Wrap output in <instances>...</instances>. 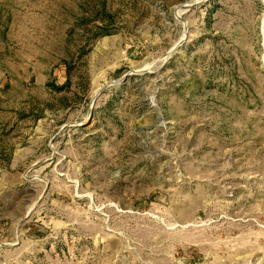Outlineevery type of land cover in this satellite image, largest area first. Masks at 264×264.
<instances>
[{
	"label": "rangeland",
	"instance_id": "1",
	"mask_svg": "<svg viewBox=\"0 0 264 264\" xmlns=\"http://www.w3.org/2000/svg\"><path fill=\"white\" fill-rule=\"evenodd\" d=\"M0 264H264V0H0Z\"/></svg>",
	"mask_w": 264,
	"mask_h": 264
},
{
	"label": "water",
	"instance_id": "2",
	"mask_svg": "<svg viewBox=\"0 0 264 264\" xmlns=\"http://www.w3.org/2000/svg\"><path fill=\"white\" fill-rule=\"evenodd\" d=\"M124 79V78H123Z\"/></svg>",
	"mask_w": 264,
	"mask_h": 264
}]
</instances>
